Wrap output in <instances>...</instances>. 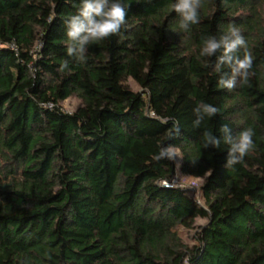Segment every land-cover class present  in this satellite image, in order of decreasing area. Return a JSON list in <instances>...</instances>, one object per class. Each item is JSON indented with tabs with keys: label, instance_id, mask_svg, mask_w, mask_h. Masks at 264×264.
Listing matches in <instances>:
<instances>
[{
	"label": "trees",
	"instance_id": "16d2710c",
	"mask_svg": "<svg viewBox=\"0 0 264 264\" xmlns=\"http://www.w3.org/2000/svg\"><path fill=\"white\" fill-rule=\"evenodd\" d=\"M121 2L126 26L80 62L65 20L81 0H0V264H264V0H202L187 32L175 0ZM230 25L253 57L231 91L218 87L230 73L214 71L219 53L200 55ZM201 103L219 111L195 127ZM222 125L255 133L228 167V145L204 147ZM169 145L205 179L206 206L166 186L176 162L155 156Z\"/></svg>",
	"mask_w": 264,
	"mask_h": 264
},
{
	"label": "clouds",
	"instance_id": "9594fccd",
	"mask_svg": "<svg viewBox=\"0 0 264 264\" xmlns=\"http://www.w3.org/2000/svg\"><path fill=\"white\" fill-rule=\"evenodd\" d=\"M202 0H175L172 9L179 15V28L189 31L191 25L199 22V9ZM127 11L121 0H81L75 14L65 20L67 54L75 57L78 61L86 60L87 46L91 43L119 35L121 29L126 26ZM244 49L243 58L237 55ZM219 55L214 64V71L221 72L223 66L230 69L223 72L218 80V87L233 90L238 80L246 81L251 73L253 57L247 49V42L238 27L230 25L227 31L218 39L210 36L203 42L200 51L201 56L212 57ZM68 67L65 61L60 71ZM219 109L207 103L199 104L194 112L196 120L194 126L199 127L205 117H214ZM222 136L219 138L212 133L204 134V147L220 148L221 141L228 145L226 167L239 163L254 147V131L247 128L237 135L227 125L220 128ZM179 152L174 146L161 147L155 159H168L175 161ZM211 172L209 171L208 175Z\"/></svg>",
	"mask_w": 264,
	"mask_h": 264
},
{
	"label": "rangeland",
	"instance_id": "374dc122",
	"mask_svg": "<svg viewBox=\"0 0 264 264\" xmlns=\"http://www.w3.org/2000/svg\"><path fill=\"white\" fill-rule=\"evenodd\" d=\"M129 83L134 90H141L140 86L132 78L129 79ZM80 104H81V99L75 95H72L61 102L62 107L70 112L75 111ZM176 149L179 152V156L175 160L176 168H177V173L174 179L175 186H179L182 189H184L186 193L189 196H191L193 199H195L198 202V204H200L201 206H206L207 205L206 198L203 190L205 179L194 177L192 175L185 174L181 171L182 155H181V151L178 148ZM207 222H208V218L197 217L195 221V226L197 227L199 225H204ZM195 229L196 228L186 229L182 227L179 230L181 237L189 245L195 243V239H194Z\"/></svg>",
	"mask_w": 264,
	"mask_h": 264
},
{
	"label": "built area",
	"instance_id": "2783aa9c",
	"mask_svg": "<svg viewBox=\"0 0 264 264\" xmlns=\"http://www.w3.org/2000/svg\"><path fill=\"white\" fill-rule=\"evenodd\" d=\"M165 184H166V186H174L175 185L174 181H173V183L165 182Z\"/></svg>",
	"mask_w": 264,
	"mask_h": 264
}]
</instances>
